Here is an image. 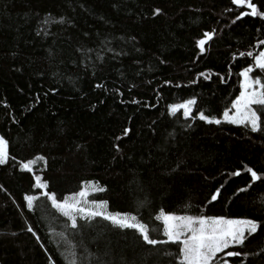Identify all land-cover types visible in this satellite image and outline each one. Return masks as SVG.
<instances>
[{
	"label": "trees",
	"instance_id": "16d2710c",
	"mask_svg": "<svg viewBox=\"0 0 264 264\" xmlns=\"http://www.w3.org/2000/svg\"><path fill=\"white\" fill-rule=\"evenodd\" d=\"M251 2L264 11V0ZM241 11L231 0H0V137L10 156L0 166V264H66L69 246L83 264H176V245L153 249L99 218L78 220L74 231L33 175L58 200L94 182L105 191L89 201L135 215L156 239H164L161 211L264 224V133L196 118L222 120L251 63L240 53L264 49L255 47L264 21L235 20ZM206 31L213 37L200 54L195 41ZM191 98L192 117L168 115ZM36 156L44 159L32 173L20 171L18 161ZM247 167L261 179L235 197L250 182ZM25 195L39 197L34 210ZM85 247L98 259L84 262ZM262 249L264 227L238 249L253 255L230 264H264Z\"/></svg>",
	"mask_w": 264,
	"mask_h": 264
},
{
	"label": "snow or ice",
	"instance_id": "6c2138e0",
	"mask_svg": "<svg viewBox=\"0 0 264 264\" xmlns=\"http://www.w3.org/2000/svg\"><path fill=\"white\" fill-rule=\"evenodd\" d=\"M231 4L237 8L243 7L248 11H241L235 17L239 20L243 16L258 17L264 21V11L259 10L256 3L251 0H231ZM231 10V9H229ZM160 9H154L153 15H158ZM235 20L233 22H235ZM213 32H204L203 37L195 41V47L202 54L205 51V44L211 40ZM264 45V39L257 41L255 47ZM251 58V63L244 67L239 73V95L231 101V110L225 109L222 114V120L199 112L197 117L205 124L219 125L222 122L242 126L252 133H264V49L253 54L252 51L247 53L241 52L240 56ZM163 63V61H161ZM258 71L260 75H252ZM205 80L209 76L205 73H199ZM221 83H225L223 77L220 78ZM195 83V80L191 81ZM100 87V85H96ZM179 87V85H177ZM132 103H136L135 100ZM196 103L195 98L185 100L181 104H173L168 106V115L173 116L178 111L182 110L183 117L188 119L192 117V106ZM129 132L128 128L123 130L126 136ZM117 140L120 137L116 138ZM116 147V145H113ZM117 151L119 149L117 148ZM10 159L8 152V143L0 137V166L7 164ZM14 159V158H13ZM42 156H36L32 160L26 162H17L19 169L22 172L32 173L37 161H43ZM250 176V182L242 188H238L232 195L238 197L240 193L248 191L253 184L261 179L251 167L245 169ZM232 176H239L240 172H232ZM33 188L39 189L40 196L46 198L51 208L54 209L60 216H63L68 226L75 230L79 229V221L91 223L96 218L108 222L113 228L119 230H133L143 242L144 245L155 249L157 245H176L178 253L175 256L176 264H230L229 258L244 257L248 258L253 255L248 252H242L241 249L245 246V241L257 233L258 229L264 227L259 221L251 218H225L223 216H205V215H173L165 214L163 211L156 215L155 219L162 223V236L164 239L152 238L149 228L139 222L135 215L127 213H109L107 211L106 201H89L87 197L90 192H103V187L96 186L94 182H82L81 190L72 196H66L63 200H58L57 197L46 191L48 183L41 179L39 175H33ZM222 187V186H221ZM3 189H0L2 191ZM221 194V189L217 188L211 193L210 201H217ZM39 197L34 195H25L23 197L26 207L34 210V202ZM27 231L35 235L31 228ZM264 252V249L261 250ZM83 252L84 262L98 259L92 253L87 251L85 247ZM66 264H83L77 259V252L74 247H66L65 249ZM165 255H171L165 252ZM222 254V255H221ZM258 255V254H257ZM52 264V261H49ZM100 264H104L100 261ZM239 264H244V260H240Z\"/></svg>",
	"mask_w": 264,
	"mask_h": 264
},
{
	"label": "rangeland",
	"instance_id": "374dc122",
	"mask_svg": "<svg viewBox=\"0 0 264 264\" xmlns=\"http://www.w3.org/2000/svg\"><path fill=\"white\" fill-rule=\"evenodd\" d=\"M231 110V109H230ZM182 111V110H181Z\"/></svg>",
	"mask_w": 264,
	"mask_h": 264
}]
</instances>
